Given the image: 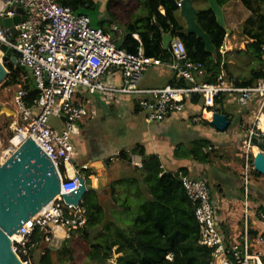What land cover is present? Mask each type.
Here are the masks:
<instances>
[{
  "label": "crops",
  "instance_id": "0c3cea01",
  "mask_svg": "<svg viewBox=\"0 0 264 264\" xmlns=\"http://www.w3.org/2000/svg\"><path fill=\"white\" fill-rule=\"evenodd\" d=\"M96 1L100 12L105 13V16L100 17L99 20L106 21L104 30L117 47L126 51L131 50L132 45L129 41L133 39L136 41V48L144 52L140 32H149L150 41H156L159 37L158 48L171 55L170 45L166 48L164 40L168 35L172 40L179 37L170 31L156 35L145 28L144 22L140 21V18L147 13L145 0H115V18L111 17L107 11L108 0ZM176 2L178 5L181 0ZM193 5L198 13L200 10L209 8L204 0H193ZM219 5L223 10L225 21V27H220L225 34L219 50L214 44L216 55H210L212 58H216L217 54L221 55L223 58L220 64L221 73L233 84L234 81L227 77L223 68L225 65L228 66L233 77L238 79L247 77L259 66V62L255 60L248 46L257 42L264 44V0H228ZM158 11L162 16L165 15L163 6L160 5ZM174 17L178 24L175 32L187 33L185 20L180 15V7L174 13ZM151 23H155L154 17ZM159 60H161L160 65L151 66L144 72L139 89H161L167 85L172 86L173 82L181 78L171 67L172 55L168 61ZM241 66L247 67L248 74L241 75L239 70ZM24 71L25 74L21 75V80L24 78L25 83L30 80L34 83L28 70L24 68ZM193 73L196 83L204 82L201 80L204 67L202 74ZM121 82L122 76L119 71H115L113 78L108 81L114 86H119ZM188 84L192 85L189 81ZM148 98L149 94L146 93L141 95L90 94L84 88L77 90L74 101L76 104L86 105L88 116L79 123V134L71 137L74 145L73 160L62 171L69 176L79 175L85 179H91V190L97 192L103 214L110 225L107 227V223H103L90 229L88 239L83 237L80 231L67 230L60 245L50 247L52 240L46 242L44 239L40 243H33L31 247L33 261L39 264L49 253L50 259L55 264H63L65 261L72 264L75 260L74 254L67 243L76 241L73 246L77 245L80 248V256L85 255L97 264L106 263L111 257L103 262V252L98 251V243L109 244V235H115V240H121L120 231L129 229L135 217L136 202L149 198L146 194L144 183L146 176L143 167L145 162L154 158L159 161L161 173L175 174L179 180L183 176L206 180L225 241L233 242L241 248L244 247L245 242L249 253L252 254L262 252L259 264H264V250H261L256 243V238L261 231V221L257 214H264V188L258 184L253 186L251 183H254L255 179L250 180L249 219L251 222L245 237L242 224L244 200L242 176L245 159L244 156L243 159L240 158L238 151L239 146L242 147L246 129L253 123L258 110L257 102L240 106L227 99L225 108L233 119L231 125L229 122L227 130L221 132L211 125L212 112L204 108L202 99L197 95L185 100L181 110L170 112L162 122L153 123L147 122L146 112L138 104L140 99ZM62 121L61 114L56 111L51 116L49 124L60 131ZM18 124L19 118L17 122L14 117L11 126L14 128ZM206 155L209 156L207 160H205ZM251 171L258 173L255 169ZM99 184H102L100 189ZM139 192H143V196H139ZM108 193H110L112 205L110 204L107 209L108 202L103 198H106L105 195ZM114 203L115 210L121 208L118 214L120 218L117 217L119 220L116 219L117 215L115 218L109 217L110 208L114 207ZM82 204L83 200L81 206ZM238 208L241 213L236 211ZM45 234L53 239L49 228L46 229ZM105 236L108 237L105 238ZM114 248L115 263L119 264L118 259L122 256V252L117 243L112 247V251ZM61 253L68 254L67 259H62ZM166 257L169 260L172 259L171 254ZM212 264L215 263L212 261Z\"/></svg>",
  "mask_w": 264,
  "mask_h": 264
},
{
  "label": "built area",
  "instance_id": "2783aa9c",
  "mask_svg": "<svg viewBox=\"0 0 264 264\" xmlns=\"http://www.w3.org/2000/svg\"><path fill=\"white\" fill-rule=\"evenodd\" d=\"M0 2L2 4L0 43L12 49L18 64L31 74L39 92L33 103L28 104L26 101L28 91L24 87L25 79L22 78L13 99L19 118V124L14 128V132L24 133L25 137L17 144L13 137L9 153L14 152L27 138H31L61 174L62 169L73 160L74 145L71 137L79 133V123L88 116L86 105L76 104L74 101L79 88H84L90 94H149L148 99H140L138 103L146 112L148 123L162 122L170 112L181 110L185 100L193 95L202 99L205 109L213 108L216 99L222 94L227 96L229 102L240 106L257 102L258 110L253 123L246 129L242 143L245 159L242 204L245 237L247 236L250 215L249 174L254 169L251 154L254 152V156L258 153L264 155V130L260 127L264 116L263 80H259L254 86L238 87L220 74L213 83H196L193 72L202 74L203 66L188 59L184 43L175 39L169 46L172 55L171 67L192 85L189 87L167 85L161 89L141 90L138 86L144 72L151 66L160 65L161 60L145 56L142 50L131 53L117 47L108 33L92 25L89 15L75 14L57 0H0ZM18 7H22L25 13L21 16L20 22L14 25L16 31L10 40L1 21L4 18L18 16ZM260 54L264 62V44L260 46ZM0 61L4 64L11 62L5 59L1 49ZM115 71H119L122 76L119 86L108 83ZM56 111L63 118L60 131L49 124L51 116ZM254 149H257V152ZM180 181L187 197L195 204L199 244L211 249L212 261L215 264H259L262 252L252 254L249 253L245 242L241 248L233 242L225 241L208 182L185 176L181 177ZM79 186V175L69 176L63 173L61 194L18 229L19 238L12 241V248L22 264H36L31 256L32 234L36 228H40L44 232V240L50 242L51 237L45 234L49 223L66 230H77L86 224L87 211L81 203L74 206L65 203L62 198V194H71ZM257 215L261 221V231L256 243L264 250V214Z\"/></svg>",
  "mask_w": 264,
  "mask_h": 264
},
{
  "label": "trees",
  "instance_id": "16d2710c",
  "mask_svg": "<svg viewBox=\"0 0 264 264\" xmlns=\"http://www.w3.org/2000/svg\"><path fill=\"white\" fill-rule=\"evenodd\" d=\"M176 1L145 0L147 13L146 16L140 18V21L144 22L148 31L154 32L156 35H159L160 32L170 31L173 35L179 37L180 41L185 45L188 59L203 64L204 73L201 76V80L213 83L222 74L220 64L223 58L220 54H217L216 58H212L205 51L204 42L194 34L183 31L175 32L178 24L174 13L179 8ZM226 1L228 0H217L219 4H224ZM57 2L70 8L75 14H87L90 16L91 13H98L99 10L96 0H57ZM160 5L165 9L164 16L158 11ZM107 11L111 17L115 18V0H108ZM153 17L155 18L154 24L151 23ZM110 21L112 20L110 19ZM197 22L207 32L213 44L219 50L225 32L217 24L213 11L209 8L200 10ZM105 23L106 21L102 19L92 20L94 27L103 30ZM140 35L145 56L165 61L171 59L170 54L162 52L158 48L159 37L152 42L150 41L149 32H140ZM129 43L132 45V49L127 51L136 53L138 51L136 41L132 39ZM262 44L257 42L248 46L255 60L259 62V66L253 69L247 77L242 79L233 77L228 70V66L225 65L223 67L227 77L234 81V85L246 87L252 86L259 80L264 81V64L260 54V46ZM5 66L9 74L4 84L7 86L19 85L21 75L25 74L24 68L20 64L13 62H9ZM172 86L189 87V84L187 80L181 77L173 82ZM24 87L28 91L26 101L28 104H32L38 97L39 92L32 80L28 81ZM198 98L200 97L198 96ZM226 103L227 96L222 94L220 98L216 99L214 107L210 108L209 111L226 115L231 125L233 116L231 117L230 113L226 111ZM208 157L206 155L205 160ZM143 171L146 176L144 178L146 194H148L149 198L136 202L134 220L128 230L120 231L121 240H115V235H109V244L98 243V251L103 252V262L112 257V247L117 243L122 252V256L118 259L119 264H212L211 249L199 244V224L195 217V204L187 197L177 175L167 172L161 173L159 161L154 158L145 162ZM138 195L143 196V192H139ZM82 206L87 211V222L82 227L83 229L79 228L81 230L77 229V231L82 232L83 237L88 239L90 229L103 223H107L106 226L109 227L110 222L105 219L103 208L95 190H90L85 194ZM116 219L119 220L117 217ZM43 235L44 232L40 228H36L32 234V242L40 243L44 239ZM107 237L105 236V238ZM47 251L49 252L48 248ZM48 254L42 258L39 264H55ZM168 254L172 255L171 260L166 257Z\"/></svg>",
  "mask_w": 264,
  "mask_h": 264
},
{
  "label": "water",
  "instance_id": "95a60500",
  "mask_svg": "<svg viewBox=\"0 0 264 264\" xmlns=\"http://www.w3.org/2000/svg\"><path fill=\"white\" fill-rule=\"evenodd\" d=\"M215 14L217 23L225 27L223 10L217 0H204ZM0 2V6H1ZM18 16L4 18L1 21L8 39H13L15 27L20 22L25 11L17 8ZM180 15L186 23V32L194 34L204 42L205 51L216 55V47L210 36L197 23L198 11L193 5V0H181ZM168 35L164 40L167 48L171 44ZM0 49L5 54L6 60L18 64L17 57L12 54V49L0 43ZM9 72L3 64H0V82L8 76ZM16 117V112L0 104V115ZM211 125L218 131H225L229 127L226 115L212 113ZM8 156L0 160V264H22L12 248L11 236L18 233V229L29 218L40 212L53 199L61 194V176L50 158L37 146L31 138L23 143ZM253 165L255 171L264 176V155L258 153L254 156ZM91 179L80 177L79 188L71 194H62L65 203L78 206L85 194L91 190ZM102 188V184L98 185ZM48 228L53 234L50 247L60 245L62 237L67 230L58 225L49 223ZM59 237V238H58Z\"/></svg>",
  "mask_w": 264,
  "mask_h": 264
},
{
  "label": "rangeland",
  "instance_id": "374dc122",
  "mask_svg": "<svg viewBox=\"0 0 264 264\" xmlns=\"http://www.w3.org/2000/svg\"><path fill=\"white\" fill-rule=\"evenodd\" d=\"M102 13L103 12H100V10H98V13L97 12L96 13H91L90 16H91L92 20L97 21L100 17H104L105 16V13H103V14ZM93 24H95V22H93ZM2 64L5 67V69L7 70V72H9L7 67L5 66V64L4 63H2ZM239 70H240L241 75L248 74L247 73L248 70H247L246 66L245 67L241 66L239 68ZM5 79L0 82V104L5 106L6 108H9V109H11L13 111H16L14 103H13V99H14V94L16 93V91L19 88V85L7 86V85L4 84ZM13 119H14V117H12V116L9 117V116H6L4 114L0 115V160L1 161L3 159H5L6 158V154L9 153L10 147L12 146V142L11 141L13 140V137H14V142L16 144L19 143V141H21L23 139V133L14 132V128L16 126L14 128H13V126H11ZM15 120H17V122H18V116L15 117ZM238 151L240 152V154H239L240 158L243 159L244 149L241 147V145L239 146ZM253 153L254 152H252L251 156L254 159ZM250 172L251 173L249 174V178H250L249 179V189H250V180L252 181L253 179H255L253 181L254 183H251V184H253V186H255V184L256 185L258 184L261 188H264V176L259 174V173H257V174L256 173H252L253 171H250ZM109 194L110 193L105 195L106 198H103L104 201L108 202V204L106 206L107 209L109 208V206L111 204L110 198H109ZM243 196H244V194H243ZM113 206L114 207L111 206V208H110L109 217L110 218H115V215H117L116 217H119L118 214H120L119 212L121 211L120 205H118V208H120L118 210H115V203L113 204ZM242 207H243V204H242ZM107 209H106V211L108 212ZM236 211L238 213H241V210H239V208ZM248 222L250 224V222H251L250 219L248 220ZM112 224H114V223H112ZM242 224H243V228H244V225H245L244 217L242 218ZM74 243H76V241L67 243L68 246L71 248V252L73 251L72 253L74 254V259L75 260H74V263H72V264H97L94 260H91V259L87 258L85 255L80 256L79 253H80L81 250H80L79 247H77V245L73 246ZM112 252H113L112 257L104 264H116L115 263V248H114V250ZM67 256H68V254H66V253H63V254L61 253V255H60V257L62 259H64V260L67 259ZM65 264H71V263H65Z\"/></svg>",
  "mask_w": 264,
  "mask_h": 264
},
{
  "label": "bare ground",
  "instance_id": "6f19581e",
  "mask_svg": "<svg viewBox=\"0 0 264 264\" xmlns=\"http://www.w3.org/2000/svg\"><path fill=\"white\" fill-rule=\"evenodd\" d=\"M0 64H1V61H0ZM260 127L264 130V116L262 117V119H261V124H260ZM79 134V133H78ZM77 134V135H78ZM25 137V134L23 133V138ZM255 152H257V149H255L254 150ZM60 173V172H59ZM62 175H63V173L61 174L60 173V176H61V178H62ZM19 238V236H18V234L16 233V234H13L12 236H11V240L12 241H15V240H17Z\"/></svg>",
  "mask_w": 264,
  "mask_h": 264
}]
</instances>
